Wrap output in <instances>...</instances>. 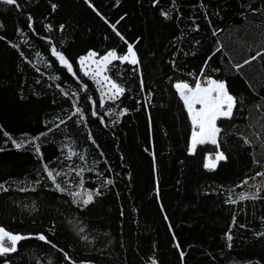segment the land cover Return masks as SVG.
Returning a JSON list of instances; mask_svg holds the SVG:
<instances>
[{
	"label": "trees",
	"instance_id": "16d2710c",
	"mask_svg": "<svg viewBox=\"0 0 264 264\" xmlns=\"http://www.w3.org/2000/svg\"><path fill=\"white\" fill-rule=\"evenodd\" d=\"M18 3H0V184L7 189H0V226L45 233L75 264H264V177L255 176L264 172V60L239 72L233 67L264 51V0H91L96 11L85 0ZM112 24L135 45L140 64L109 66L105 74L126 92L101 109L98 85L77 59L88 51L126 53ZM53 47L69 58L75 76ZM202 67L242 101L232 120L218 122L227 159L215 170L204 168V157L216 146L198 145L189 154L191 124L173 87L194 86ZM93 101L103 122L92 116ZM74 102L84 120L68 119ZM45 165L61 173L64 193ZM81 179L84 189L103 193L87 208L69 195L81 191ZM258 189L259 198L239 201L241 192ZM5 260L69 264L36 239L22 241L0 264Z\"/></svg>",
	"mask_w": 264,
	"mask_h": 264
},
{
	"label": "snow or ice",
	"instance_id": "6c2138e0",
	"mask_svg": "<svg viewBox=\"0 0 264 264\" xmlns=\"http://www.w3.org/2000/svg\"><path fill=\"white\" fill-rule=\"evenodd\" d=\"M86 3L89 4V7H93V10L96 11L94 6L91 4V0H85ZM119 2V0H117ZM0 3L9 6L19 7L18 0H0ZM57 7L56 4H52L53 10ZM162 15L167 16V13L162 12ZM97 15L100 13L97 11ZM103 18V17H102ZM29 29H32V20L31 16H28ZM108 23L107 20H105ZM119 23V21H117ZM113 31L116 33L121 40L127 45V51L124 54H118L116 49H111L106 52V54L99 57V60H96V68L92 71H89L87 67H85L87 61H92L94 57L98 56V53L95 51H89L87 56H82L79 58L78 63L81 68L84 70L83 74L85 76H90L98 85L103 86L105 83L108 86L107 92H101V100L99 103V107L101 109L105 108L106 101L115 102L119 100L122 96H124L126 92V88L123 87L120 83H117L116 80L112 79L110 76L104 74L109 70V66L113 65L115 61H119L121 64H130L134 66H139L140 60L138 58L137 51L135 49V45L129 43L123 35L117 30L116 25H110ZM47 30L51 31V25H47ZM60 30L64 29V25L61 24L59 26ZM215 35V33H214ZM0 39H4V37L0 36ZM50 42V38H49ZM52 55L56 57V59L60 62V64L67 68L68 72L75 76L73 72V64L70 63L69 58L65 56L62 52L58 51L56 47L51 49ZM216 51H220L217 48ZM258 58L264 60V51H257L254 55L249 56L248 58L243 59L242 63L234 62L233 67L236 71H240L246 65L251 64L253 61ZM207 66V61H205V67ZM215 71H219L216 69ZM189 75H192L191 73ZM79 79V77H77ZM85 89L86 85L83 86ZM174 89L176 90L180 100L183 102L186 112L188 114L190 124H191V134L188 143V152L190 155L195 154L197 151L198 145L204 144H212L216 146L215 151V159H212L209 155L205 157L204 168L207 170H215L218 162L222 160H226L227 156L223 151L220 150L221 145L218 137H220L221 133L224 131L223 127L220 123L222 120H232L238 110L239 104L242 102L239 98H237L234 94H232L229 90V86L226 81L217 80L212 78L211 76L205 77L204 68H201L200 75L196 76L194 86L190 84L188 81H177L173 84ZM140 89L143 92L145 90V83L143 77L140 79ZM75 95V93H73ZM91 100V97L89 98ZM264 99V98H262ZM93 111L92 116L99 117L101 122H103V117H100L99 112L95 110V102L93 101ZM73 108L75 109L72 112V115L68 117L71 119L72 116L79 115L81 120H84L85 117L81 108L77 105L76 102L73 103ZM113 110L109 109L105 112V115L111 113ZM127 110L124 109L120 112V115H124ZM61 123H64L61 120ZM59 127V125H57ZM11 139V137H9ZM37 139V138H34ZM245 144H249L250 141L248 139L244 140ZM12 143L17 149H20L23 146V141L17 143L14 139ZM36 152H40L39 146L36 147ZM75 155V153H72ZM71 158V157H69ZM80 159H84L83 156H80ZM256 163H259L256 161ZM45 171L49 179H51L55 190L64 193L65 188L61 186L60 183L57 182L56 177L61 175L60 172H55L54 170H49L47 165H45ZM83 169L76 173L78 176H82ZM255 176L264 177V172H256ZM254 178V177H253ZM105 184L111 185L113 181L111 179H105ZM243 183H247V180L243 181ZM81 191H72L69 193L73 197L72 203L80 208L83 205L84 208H87L90 204L94 202V198L96 196L102 195V191L97 189L95 191H90L84 189V182L81 179L80 181ZM0 189L7 191L6 188L2 184H0ZM28 189H21V191H26ZM33 191L35 189H32ZM261 189L254 194L241 192L239 194V201L244 200H255L259 198ZM228 203H237V200H233L231 196H229ZM167 219V217H165ZM235 222V220H234ZM85 232L84 227L78 228V234H83ZM264 235V233H262ZM81 239L87 241L89 237L87 235H81ZM29 239H36L44 242L45 244L50 245L53 249H57L58 251L63 253V259L68 261L69 264H75L72 257L66 252L63 248H59L58 245L52 242V240L43 232L37 234H28L23 235L20 233H13L10 229H6L5 226H0V257H6L11 253H15L18 251L19 245L22 241H26ZM175 239V237H174ZM228 239L231 240V236H228ZM177 248H180V245H176ZM184 253L181 251V257L183 259ZM4 264H9L7 260L4 261ZM152 264H156V261L153 260Z\"/></svg>",
	"mask_w": 264,
	"mask_h": 264
},
{
	"label": "rangeland",
	"instance_id": "374dc122",
	"mask_svg": "<svg viewBox=\"0 0 264 264\" xmlns=\"http://www.w3.org/2000/svg\"><path fill=\"white\" fill-rule=\"evenodd\" d=\"M88 52H89V51H88ZM88 52L85 53L84 55H81L80 57H82V56H87ZM104 54H106V53H104ZM104 54H101V55H98L97 57H94L92 61H87L85 67H87V69H88L89 71L94 70V69L96 68V63H95V61H96V60H99V57L102 56V55H104ZM80 57H79V58H80ZM79 58L77 59V61L79 60ZM78 65H79L80 69H81L82 71H84V70L81 68V66H80L79 63H78ZM104 74H105V73H104ZM97 85H98V84H97ZM98 88H99V91H100V95H101V92H105V93H106L107 90H108V86H107L106 83H105L103 86L98 85ZM206 155H209V154H206ZM206 155H205V157H206ZM209 156H210L212 159H215V154H214V155H209ZM205 157H204V162H205Z\"/></svg>",
	"mask_w": 264,
	"mask_h": 264
}]
</instances>
